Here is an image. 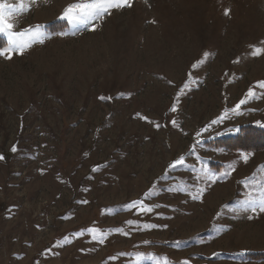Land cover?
<instances>
[{
  "label": "rangeland",
  "instance_id": "374dc122",
  "mask_svg": "<svg viewBox=\"0 0 264 264\" xmlns=\"http://www.w3.org/2000/svg\"><path fill=\"white\" fill-rule=\"evenodd\" d=\"M74 2L4 0L0 264H264V149L217 145L264 129V0Z\"/></svg>",
  "mask_w": 264,
  "mask_h": 264
},
{
  "label": "snow or ice",
  "instance_id": "6c2138e0",
  "mask_svg": "<svg viewBox=\"0 0 264 264\" xmlns=\"http://www.w3.org/2000/svg\"><path fill=\"white\" fill-rule=\"evenodd\" d=\"M131 6V0H77V2L68 4L59 19L66 20L69 24L73 25L74 28H85L91 25V30H95V21L98 19H102L105 15H110L112 9H122L123 7ZM9 9V13L13 10L10 5H6L4 0H0V33H5L8 37V46L0 47V56H6V58L11 59L13 52L16 54H23V52L31 47L33 43L39 42L43 43V39L39 37L38 33H34L29 40L22 39L24 36V32L26 30H21V32L12 31L14 28V24L9 22V19L5 16V8ZM225 14H227V10H225ZM40 28L41 26H36ZM31 28V26H30ZM30 30V29H29ZM60 35H64L65 33H59ZM259 49H257L253 55L259 54ZM207 55V54H206ZM197 64H193V68H196ZM261 87H264V82L260 83ZM248 96H254V92L252 88L248 90ZM246 103L244 99L240 100L239 103L232 109V111H236L240 107V105ZM172 111L176 110V105L174 104ZM144 119H147L145 117ZM218 120H213L212 123H217ZM16 150L15 146L12 149ZM0 159H3V156L0 155ZM183 163V158H180L174 162V164L169 165V167H174L176 165H181ZM208 180H211L213 183L215 182L214 174H209L207 176ZM205 189H201L200 192L194 196V199H200L201 195ZM148 195V194H146ZM87 203V201H84ZM137 204L136 201H133L132 204L127 205L126 207H132ZM259 208V211L264 212V201H261L257 206L253 202H248L246 206L242 209L243 211H248L249 209L252 212H255ZM146 211H150L151 208L145 209ZM252 217L249 216V219ZM128 223H131L129 221Z\"/></svg>",
  "mask_w": 264,
  "mask_h": 264
},
{
  "label": "trees",
  "instance_id": "16d2710c",
  "mask_svg": "<svg viewBox=\"0 0 264 264\" xmlns=\"http://www.w3.org/2000/svg\"><path fill=\"white\" fill-rule=\"evenodd\" d=\"M0 35V47H5L6 40ZM229 150L252 151L264 149V129L254 126H243L240 133L220 138L217 145ZM257 259H264V252L254 254Z\"/></svg>",
  "mask_w": 264,
  "mask_h": 264
}]
</instances>
